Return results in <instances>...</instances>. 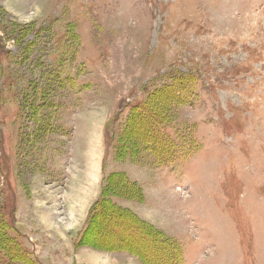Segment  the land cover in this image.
Instances as JSON below:
<instances>
[{
	"label": "rangeland",
	"instance_id": "rangeland-1",
	"mask_svg": "<svg viewBox=\"0 0 264 264\" xmlns=\"http://www.w3.org/2000/svg\"><path fill=\"white\" fill-rule=\"evenodd\" d=\"M171 88L159 167L126 121ZM117 174L141 198L112 203L182 264H264V0H0V226L23 264H143L79 245Z\"/></svg>",
	"mask_w": 264,
	"mask_h": 264
},
{
	"label": "trees",
	"instance_id": "trees-1",
	"mask_svg": "<svg viewBox=\"0 0 264 264\" xmlns=\"http://www.w3.org/2000/svg\"><path fill=\"white\" fill-rule=\"evenodd\" d=\"M173 93V88H171L163 96L157 95L152 100L157 101L156 105L152 104V101L146 107L143 102L134 105L126 121V140H132L134 136H137L138 140L148 149L145 151L149 152L152 157L154 156L159 167L176 161L179 154V150L171 141V136L163 132L167 121L163 118L164 111L161 107L168 103L178 104L177 97L180 93L176 96ZM150 110L153 113H150ZM143 128H151V134L141 136L140 132ZM131 143L126 142L125 145H133V148L138 150L137 147H134L135 144ZM116 179H118V183ZM138 193H140V189L131 184L124 174L113 175L108 180L107 186L103 187L101 196L93 207L87 230L82 235L79 245L90 246L106 252H127L143 264H182L181 253L172 238L151 224L142 221L131 211L123 209L111 201L112 197L140 199ZM6 230L7 227L0 226V254L4 255L7 264H23L27 259L20 256L22 252L19 245H14V247L8 238L5 239ZM121 230H124L125 235L138 236L132 239L121 237L120 241H116L115 237L116 235L120 236ZM155 241L161 243L166 249H173V255L161 257L157 261L150 259L148 247L139 246H149Z\"/></svg>",
	"mask_w": 264,
	"mask_h": 264
},
{
	"label": "crops",
	"instance_id": "crops-1",
	"mask_svg": "<svg viewBox=\"0 0 264 264\" xmlns=\"http://www.w3.org/2000/svg\"><path fill=\"white\" fill-rule=\"evenodd\" d=\"M37 239H39V238H37ZM86 248H87L88 250H90V249H89L90 247H86ZM135 258H136V257H135ZM136 259H137V258H136ZM137 260H138V259H137Z\"/></svg>",
	"mask_w": 264,
	"mask_h": 264
}]
</instances>
